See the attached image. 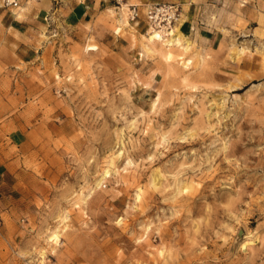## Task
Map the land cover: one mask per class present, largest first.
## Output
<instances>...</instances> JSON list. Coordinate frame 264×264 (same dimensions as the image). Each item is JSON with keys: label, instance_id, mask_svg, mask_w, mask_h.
Instances as JSON below:
<instances>
[{"label": "clouds", "instance_id": "clouds-1", "mask_svg": "<svg viewBox=\"0 0 264 264\" xmlns=\"http://www.w3.org/2000/svg\"><path fill=\"white\" fill-rule=\"evenodd\" d=\"M104 4L0 0V158L29 181L42 177L28 161L62 158L66 169L50 199L30 208L36 227L21 222L27 239L10 245L14 257L110 264L105 239L151 249L167 232L172 264H182L180 241L193 233L196 264H264V48L235 46L264 41V0ZM221 37L233 47L214 51ZM256 55L259 76L237 94L241 64ZM11 81L20 83L10 93ZM58 136H75V147L57 149ZM249 217L257 229L245 239L237 226Z\"/></svg>", "mask_w": 264, "mask_h": 264}, {"label": "rangeland", "instance_id": "rangeland-1", "mask_svg": "<svg viewBox=\"0 0 264 264\" xmlns=\"http://www.w3.org/2000/svg\"><path fill=\"white\" fill-rule=\"evenodd\" d=\"M12 14L9 12L5 16L9 18ZM79 20V14L77 11H74L69 17V23L75 25ZM201 35L207 36L208 33H202ZM111 38V37H110ZM124 41H122L123 43ZM235 46L237 48H248L250 51L256 52L261 48H264V41L259 39H253L252 37H248L245 39L244 37H240L235 41ZM213 50L219 49H231L233 45L229 41H225L223 37L218 39L216 43L212 46ZM51 56H55L56 52L52 51L50 53ZM261 56L256 55L252 58V61L244 60L241 64V68L243 69V75L240 79L234 81V85H243L242 87L237 88V94L239 92L244 91L247 88V84L244 83L246 77H258L259 73L256 72V68H258ZM45 60L50 64L51 59L49 56H45ZM57 67H59V62L57 61ZM251 69V70H250ZM39 71H44L43 68L38 67ZM47 74V73H45ZM159 79V77H157ZM252 83H257L255 78L252 79ZM18 81H11L8 84V91L11 93L16 91L19 86ZM264 87V83L260 85ZM22 91V90H21ZM76 137H67V136H58L54 140L55 147L59 150L68 152L71 151L74 147V141ZM34 165L37 169L39 175L42 177L40 182L37 181H29L27 184L29 185V196L25 199L19 209L22 212V217L16 221L5 222V227L2 225L0 227V236L3 239H0V264H19V260L14 257L13 247L16 245H20L22 241L27 239V233L23 230V225L30 224L32 227H36L38 218L35 217L33 213H31V207H37L41 200L50 199V193L54 191L56 187H59V181L61 175H63L66 171L64 168V161L62 158H57L55 161H40L33 160L28 161ZM52 165L56 168L55 173L49 174V166ZM30 170V169H29ZM38 183L40 186H38ZM110 206V205H109ZM243 229L246 232L245 239H247V232L249 230H256L257 223L254 218L249 217L245 223L237 226V231ZM169 232L171 229L169 228ZM128 242V247L126 249L120 248L116 245L111 238L105 239L102 242L103 248L106 250V257L110 264H165V260L169 261V264H172L171 257L175 255L174 250L171 246H169V238L168 233L166 232L163 237V241L161 238H156L155 242L152 244L151 249L148 248L147 245L141 249L140 247L134 245L131 242L129 237H124ZM198 241L195 239V234L191 239L185 237L184 240L180 241L181 248L184 249L185 256H182L180 259L182 264H196L197 258L189 252V249L193 247ZM213 249L212 244H207L204 247V251L211 252Z\"/></svg>", "mask_w": 264, "mask_h": 264}, {"label": "crops", "instance_id": "crops-1", "mask_svg": "<svg viewBox=\"0 0 264 264\" xmlns=\"http://www.w3.org/2000/svg\"><path fill=\"white\" fill-rule=\"evenodd\" d=\"M86 2L91 5L93 0H86ZM110 2L114 3V0H110ZM107 6L108 5L104 4V0H101L100 11H104ZM75 11L78 12L80 18L85 11L84 5L76 7ZM40 16L41 19H43L44 13L41 12ZM2 22L5 27L11 23L10 19L6 16H4ZM12 26L18 28L20 27V24L14 23ZM192 29L195 30L194 22H192ZM181 31L187 35L189 24L185 23L181 28ZM25 62L27 61L25 60ZM9 135L16 143L23 140V137L16 131L10 132ZM28 182L25 174L21 172V166L18 162L11 160L8 156L0 158V212L3 220L2 225H4V227L5 222L16 221L22 217V212L19 207L29 196Z\"/></svg>", "mask_w": 264, "mask_h": 264}, {"label": "built area", "instance_id": "built-area-1", "mask_svg": "<svg viewBox=\"0 0 264 264\" xmlns=\"http://www.w3.org/2000/svg\"><path fill=\"white\" fill-rule=\"evenodd\" d=\"M114 2H115V0H114ZM166 12H167V9L161 8V9H158L157 10V12L155 13V15L156 16H163V14L166 13ZM169 21H170V17H169ZM129 22H131V19H130ZM2 224H3V220H2L1 212H0V227L2 226Z\"/></svg>", "mask_w": 264, "mask_h": 264}]
</instances>
